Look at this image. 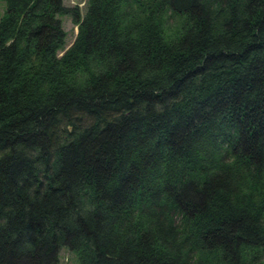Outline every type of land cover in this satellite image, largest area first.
I'll return each mask as SVG.
<instances>
[{
  "label": "trees",
  "instance_id": "16d2710c",
  "mask_svg": "<svg viewBox=\"0 0 264 264\" xmlns=\"http://www.w3.org/2000/svg\"><path fill=\"white\" fill-rule=\"evenodd\" d=\"M1 1L0 264H264V0Z\"/></svg>",
  "mask_w": 264,
  "mask_h": 264
},
{
  "label": "rangeland",
  "instance_id": "374dc122",
  "mask_svg": "<svg viewBox=\"0 0 264 264\" xmlns=\"http://www.w3.org/2000/svg\"><path fill=\"white\" fill-rule=\"evenodd\" d=\"M64 4L67 6H77L81 14L85 12L88 0H63ZM5 10V4L0 0V17ZM62 26L66 32V43L65 48H67L74 40L77 28L72 22L70 16H61ZM63 51L59 53L62 54ZM59 262L60 264H79L77 255L70 251L67 247H62L59 252Z\"/></svg>",
  "mask_w": 264,
  "mask_h": 264
}]
</instances>
